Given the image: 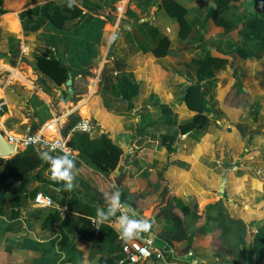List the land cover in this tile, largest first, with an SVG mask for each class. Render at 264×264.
<instances>
[{"label":"rangeland","instance_id":"obj_1","mask_svg":"<svg viewBox=\"0 0 264 264\" xmlns=\"http://www.w3.org/2000/svg\"><path fill=\"white\" fill-rule=\"evenodd\" d=\"M66 1L55 0L52 6ZM174 1L187 10L192 28L188 39L180 37L177 21L163 7L158 10L161 0H75L88 7L83 19L59 31L46 18L35 32L26 31L24 24L37 19L50 2L0 0L4 135L15 140L39 135L49 142L45 128L54 127L67 144L74 132H64L71 117L91 121V137L108 134L124 153L110 178L86 173L74 160L73 185L77 179L87 185L86 190L76 184L78 192L90 200L96 196L107 211L106 199L114 185L130 191V196L125 192V198L120 197L121 203L136 219L150 223L147 233L160 247L173 249L169 260L177 264H264V53L258 54V42L244 47L247 57L236 52L242 47V19L263 14L260 2L229 0V10L218 16L219 21L231 22L225 29L213 19L206 21L215 9L212 0ZM161 37L171 45L166 57L157 58L152 50ZM10 57L19 62L16 68L10 67ZM40 57H56L72 70L77 93L68 105L61 101V94L68 95L66 84L58 86L38 70ZM209 57L224 60L214 78L202 82L209 126L180 138L178 127L196 115L184 101L187 89L199 83L196 61ZM123 82L140 85L133 110L123 102ZM25 150L21 145L17 152ZM43 177L54 181L46 173ZM39 188L37 193L55 198V190L37 182L10 190L24 200L14 228L19 231L9 230L8 211L0 220V264H69L71 245L77 250V264H101L106 252L96 247L95 230L88 223L73 236L70 227H63L69 238L64 251L50 245L59 235L44 228L53 211L32 207V192ZM165 188L166 200L174 196L185 204L197 203L200 220L186 221L189 235L199 228L206 235L196 248L187 242L168 244L164 226L169 223L158 216ZM6 194L0 190V195ZM79 219L72 216L71 222L80 223ZM36 237L47 241L44 251L31 246ZM190 252L193 256L185 258Z\"/></svg>","mask_w":264,"mask_h":264},{"label":"trees","instance_id":"obj_2","mask_svg":"<svg viewBox=\"0 0 264 264\" xmlns=\"http://www.w3.org/2000/svg\"><path fill=\"white\" fill-rule=\"evenodd\" d=\"M47 1L51 4H47L41 9L42 13L38 14V18L33 19L34 21L31 24H24L26 31H37L46 18L49 19L51 25L55 29L63 31L66 23L83 19L85 17L83 9L88 8L84 3L77 5V3L74 2L73 7L69 9L67 7L68 1L60 6H52V3L55 0ZM212 1L215 5V9L210 10L206 21L213 19L218 26L230 29V21L226 19L223 21L218 20L219 15H223L229 10V5H227L229 0ZM252 1L260 2V10L263 14L260 15L256 13L242 19V25L238 33L241 38L242 47H238L236 52L242 53L245 57H247L248 54L243 49L249 43H260L258 54L260 55L264 53V0ZM162 7L166 10L169 17L177 21L180 27V37L182 39H188L192 32V28L186 20L187 10L174 0H161L158 10H161ZM154 31L156 34L160 35L157 29H154ZM170 45L171 43L168 38L161 37L159 38L157 47L153 49L152 52L157 58H164L169 53ZM9 61L13 67L17 66V60L14 57H11ZM223 62L224 60L222 59L212 57L196 61L199 83L190 86L187 89L184 98L189 109L195 112L196 115L191 122L178 127L177 133L180 138L189 136L195 132H203L208 128L209 120L205 114L207 110V102L202 82L204 80L213 79L215 72L221 68ZM37 68L58 86L66 84L69 80L70 68L56 57L38 58ZM73 90L77 92L75 82L73 84ZM139 91L140 85L137 83H122L121 93L123 102L127 103L131 110L134 109L133 101L138 97ZM165 111L167 110L165 109ZM80 122L81 120L77 115L71 117L64 131L65 135L70 133ZM157 125L159 124H153V126ZM36 131L37 127H35L33 132L36 133ZM167 138L173 141L175 137H166V139ZM166 139L163 140L162 145L166 144ZM67 147L72 152L78 153L79 160L88 168V170H92L105 178H110V175L121 165L124 153L123 149L115 144L108 134H101L100 136L93 138L89 134L76 131L72 133V136L67 141ZM43 152L38 151L34 147H30L8 160L0 157V190L7 193L5 196L0 195V220L4 213L8 211L9 215L7 220L10 221L9 230H12L13 232L19 231L14 228L16 227V221L20 216L19 207L20 203L24 200V196L11 193L10 190L19 184L25 185L32 182H39V179L35 178V174L49 170L48 163L41 159ZM42 183H45L48 188L50 187L57 192L54 200L58 205L67 207L70 212L63 216L59 211L51 210L53 212L49 213L44 220V228L50 230L53 234L57 230L59 235V239L58 236L55 237V240L52 241L50 245L59 247L64 251L65 248L68 247L69 238L68 235L64 234L63 227H70V233L72 236L75 235V230L77 228L81 230V232L84 231L85 223H88L93 227L91 219H97L96 209L102 208L103 201H98L96 196L94 197V200H90L84 193L78 192L75 188L76 184L85 187L87 190V185L81 180H77L71 190H64L63 181L51 182L44 180ZM122 188L123 187H120L119 190L121 192V198L124 199L125 192L122 191ZM57 189H59V191ZM39 190L41 189L39 188L32 192V200ZM126 194H129V196L131 195L130 191H127ZM167 195L168 190L165 188L159 204L160 211L158 216L161 215L169 223L164 226L165 231L170 234V237L167 239L168 244L172 246V243L174 242L189 241L191 248L197 247L206 237L203 228H199L192 232V235H189L186 223L188 220H200V217L197 215V203L195 201H190L188 204H185L174 196L169 197L166 200ZM36 211L42 212L41 210ZM178 211L180 214L177 213ZM72 216L80 218V223L75 224L73 221L71 222ZM71 225H73V227H71ZM40 238L36 237V240H40ZM38 240L31 242V246L38 247L40 250L44 251L47 241L45 240V243L44 241L41 242ZM94 241L96 247L106 252V255L100 258V263L117 264V259L121 257V249L118 244V236L116 233L107 226L102 225L101 231L98 236L95 235ZM67 253L69 256L67 262L69 264H77V250L75 245H71Z\"/></svg>","mask_w":264,"mask_h":264},{"label":"built area","instance_id":"obj_3","mask_svg":"<svg viewBox=\"0 0 264 264\" xmlns=\"http://www.w3.org/2000/svg\"><path fill=\"white\" fill-rule=\"evenodd\" d=\"M3 112L0 109V129L2 126ZM94 127L91 121H82L75 128L74 132L79 131L81 133L91 134L94 131ZM4 134V131L1 130ZM6 137V136H5ZM8 142L15 144L17 150L21 145L26 149L34 147L36 149L48 150L50 152L59 151L61 153L67 152V154L72 157L70 149L67 147L63 141H53L48 142L42 136L39 135H29L24 139L15 140L8 139ZM52 145H56L55 148H52ZM32 207L35 210L47 211V210H57L63 216L67 215L69 209L67 207L59 206L56 201L42 192L37 193L32 200ZM120 212H117L116 215L110 217L109 221L99 223L97 219H91V223L95 229V235L98 236L102 225H108L113 230L117 232L118 244L120 246L121 257L117 259V264H149L152 262H163L170 264L169 256H172V249H167L166 247H160L157 243L156 237L147 232H142L138 238L132 240H124L120 237V225L118 223V216ZM131 218V213H128ZM192 256V253L189 254Z\"/></svg>","mask_w":264,"mask_h":264},{"label":"clouds","instance_id":"obj_4","mask_svg":"<svg viewBox=\"0 0 264 264\" xmlns=\"http://www.w3.org/2000/svg\"><path fill=\"white\" fill-rule=\"evenodd\" d=\"M75 0H68L67 7L71 9ZM55 148L56 145H52ZM41 159L46 161L49 165V171L51 179L54 181H63L64 190H71L73 188L75 162L67 152L62 155L53 156L49 152H43ZM115 190L110 194V197L106 199L108 210L103 208L96 209V217L99 223L109 221L110 217L116 215L117 212L121 214L118 216V223L120 225V237L124 240H132L138 238L142 232H148L151 225L144 219H134L129 216H135V212L132 209L121 203V192L119 188L113 186ZM59 191V189H57Z\"/></svg>","mask_w":264,"mask_h":264},{"label":"water","instance_id":"obj_5","mask_svg":"<svg viewBox=\"0 0 264 264\" xmlns=\"http://www.w3.org/2000/svg\"><path fill=\"white\" fill-rule=\"evenodd\" d=\"M157 27L158 25L155 24ZM68 89V95L61 94V101L68 105L73 98L74 90H73V79L72 73L69 72V80L66 83ZM18 154L17 148L15 144L8 142L3 132L0 130V157L3 159H10L15 157ZM223 190H221L222 192Z\"/></svg>","mask_w":264,"mask_h":264},{"label":"crops","instance_id":"obj_6","mask_svg":"<svg viewBox=\"0 0 264 264\" xmlns=\"http://www.w3.org/2000/svg\"><path fill=\"white\" fill-rule=\"evenodd\" d=\"M147 21V20H146ZM155 24H157V23H154V25ZM158 25V24H157ZM156 27V26H155ZM157 27H159V25L157 26ZM156 27V28H157ZM11 58V57H10ZM9 58V59H10ZM9 59H8V61H9ZM18 64H19V62L17 61V66H18ZM9 65H10V67H12V68H16V67H13L11 64H10V61H9ZM70 71H71V73H72V70L70 69ZM69 71V72H70ZM73 83H74V80H73ZM74 93H77V92H75L74 91ZM0 130H3L4 132H5V128H4V126L2 125L1 126V129ZM57 141H59V140H57ZM38 151H43V150H40V149H37ZM71 151V150H70ZM71 153H72V158L74 159V160H77L78 159V161H80L79 160V158H78V153L77 152H72L71 151ZM54 154V155H53ZM63 153H58V151H56V152H54V153H52V155L53 156H57V155H62ZM11 159V158H10ZM5 160H8V159H5ZM81 162V161H80ZM82 163V162H81ZM82 165H83V171L84 172H86V173H90L92 170H88V168L82 163ZM44 173H46L48 176H50L51 177V174H50V171L49 170H46L45 172H41V173H37V174H35V178H38V176H40L39 177V182L37 181V183H42V181H44V180H47L46 178H42V176H43V174ZM78 180V179H77ZM80 180V179H79ZM47 181H51V180H47ZM51 182H53V181H51ZM29 184H31V183H29ZM29 184H25V185H29ZM43 184H45V183H42V185ZM21 185H23V184H19V185H16V186H14L12 189H14V188H16V187H19V186H21ZM38 188V187H37ZM122 191L123 192H127L128 190L127 189H124V188H122ZM131 193V192H130ZM129 196V195H128ZM123 204V203H122ZM60 206V205H59ZM133 211V210H132ZM144 219V218H143ZM145 220V219H144ZM104 226H107L109 229H111L112 231H114L115 233H116V235H117V232L115 231V230H113L111 227H109L108 225H104ZM169 234V233H168ZM169 237H170V234H169ZM169 237H166L167 239L169 238ZM185 242H187L188 243V245L190 246V244H189V241H184V242H174V243H176V244H178V245H180V244H183V243H185ZM174 243H172V245L174 244ZM201 244V243H200ZM196 248V247H195ZM173 250V249H172ZM190 253H192V252H190ZM189 253V254H190ZM192 256H193V253H192ZM192 256H190V257H192ZM189 257V255L187 256V257H185V258H188ZM169 262H170V264H177L175 261H173V260H169ZM149 264H166V263H163V262H152V263H149ZM169 264V263H168Z\"/></svg>","mask_w":264,"mask_h":264},{"label":"bare ground","instance_id":"obj_7","mask_svg":"<svg viewBox=\"0 0 264 264\" xmlns=\"http://www.w3.org/2000/svg\"><path fill=\"white\" fill-rule=\"evenodd\" d=\"M5 121H6V117L4 116L2 118V125L5 123ZM45 136L49 138V142L53 141L54 139L56 141L60 140V136H59L58 132L56 131V128H54V127L45 128Z\"/></svg>","mask_w":264,"mask_h":264}]
</instances>
